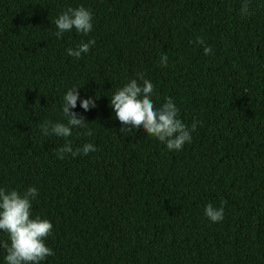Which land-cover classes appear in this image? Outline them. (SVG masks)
Returning <instances> with one entry per match:
<instances>
[{
  "label": "trees",
  "instance_id": "1",
  "mask_svg": "<svg viewBox=\"0 0 264 264\" xmlns=\"http://www.w3.org/2000/svg\"><path fill=\"white\" fill-rule=\"evenodd\" d=\"M243 3L0 0V188L38 189L32 218L53 225L41 264H264V0H248L247 16ZM81 6L92 31L57 39L54 20ZM89 40L79 59L67 54ZM138 74L154 107L171 98L189 128L198 122L181 150L143 128L120 132L110 97L132 79L142 86ZM72 88L70 112L89 125L41 135L45 120L67 124ZM66 143L96 150L58 159ZM208 204L222 221L205 216ZM5 244L0 230V264Z\"/></svg>",
  "mask_w": 264,
  "mask_h": 264
},
{
  "label": "clouds",
  "instance_id": "2",
  "mask_svg": "<svg viewBox=\"0 0 264 264\" xmlns=\"http://www.w3.org/2000/svg\"><path fill=\"white\" fill-rule=\"evenodd\" d=\"M248 14L249 3L248 0H244L241 15L247 16ZM92 20L91 11L83 6L76 9L68 8L54 20L57 29L54 35L60 39L65 32L73 29L87 35L93 29ZM196 42L203 46L205 55L212 53L211 47L205 44L203 38L198 37ZM94 45L95 40L82 42L75 50L67 49V54L79 59ZM160 63L167 67L168 56L166 54L160 57ZM138 76L142 81V86L136 79H132L110 97L109 107L114 111L115 119L122 125L120 132L125 134L134 129L143 128L148 136L164 143L168 150H181L185 143H191V133L196 130L198 122L194 121L189 128L178 118L179 109L171 98H168L161 107H154L151 100L154 93L153 84L144 79L143 74H138ZM78 89L68 90L63 97L62 111L67 118V124L45 120L38 125L41 135L67 138L72 135L73 128H87L89 124L82 116L78 117L77 113L70 112V109L76 108L77 101L80 99ZM90 106L96 107L94 99L81 100L80 107L85 111H88ZM86 134L92 135L91 130ZM95 150L94 145L88 143L74 151L71 144L66 143L56 152L57 158L62 160L66 153L76 157L81 152L87 155ZM37 196L36 187H28L23 192L0 188V230L6 232L10 239V246L7 244L2 246L6 249V264H41L48 256L54 255L52 249L45 244L46 238L52 234L53 225L39 216L32 218V201ZM205 216L213 223L220 222L224 218V209L208 204L205 207Z\"/></svg>",
  "mask_w": 264,
  "mask_h": 264
}]
</instances>
